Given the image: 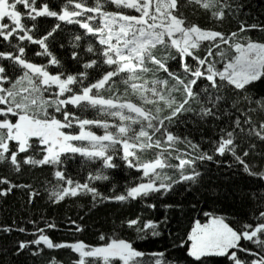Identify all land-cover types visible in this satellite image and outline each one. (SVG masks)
Wrapping results in <instances>:
<instances>
[{
	"label": "snow or ice",
	"instance_id": "obj_1",
	"mask_svg": "<svg viewBox=\"0 0 264 264\" xmlns=\"http://www.w3.org/2000/svg\"><path fill=\"white\" fill-rule=\"evenodd\" d=\"M187 2L201 5L206 10L221 5V0ZM36 3L37 0H0V38L3 41L11 44L15 37L21 42L37 44L43 49L37 55L51 57L49 64L59 68L60 62L48 51L46 41L53 37L60 25L56 24L45 36L36 39L31 34L36 25L28 27L22 22L25 19L36 21L37 17H53L68 24H78L86 30V34L96 37L102 46L98 53L100 63L108 66L99 79L85 84L88 80L86 71L77 74L58 71L52 74L47 70V65L26 60L25 48L19 43L15 45V53L0 52V60H8L23 70L22 75L12 81L6 75L5 67L0 65V106H3L0 107V164L7 163L15 172L20 171L21 164L55 167V178L63 182L52 192L57 202L67 196L88 193L92 194L94 200L100 197L101 200L126 201L170 191L174 184L181 182H195L199 177V172L195 170L196 161L212 160L213 156L200 151L199 145L187 137L175 135L170 128L179 122L183 114L194 111L192 103L201 104L198 112L201 119L215 116L214 109L225 100L221 94L223 89L246 93L247 86L264 78V43L240 38L237 32L225 36L222 32L189 24L180 12L178 0H93L91 6L88 0H66L61 12L50 10L47 3L37 8ZM18 5L23 6L25 11L18 10ZM108 5L115 6L119 11L106 10ZM227 7L229 5L224 3L219 10L212 11V16L223 20L224 8ZM79 17L84 19H77ZM94 20L99 21L96 26L90 24ZM248 28L241 24L239 32L243 33ZM75 39L79 41L81 37ZM205 43L206 55L201 57L198 53ZM157 49L163 55H157ZM217 49L219 51L214 56ZM87 52L95 53L96 50L89 45ZM76 57L77 53L74 52L73 59ZM177 57L181 61L183 76L170 71L168 67V60ZM189 60L193 63H189ZM97 65L98 61L93 59L84 63L83 68L91 69ZM159 72H163L167 78H159ZM148 74H151V78H148ZM201 80L206 81L207 85L200 91H194ZM5 83L11 86L5 88ZM118 83L125 86L123 92L117 88ZM104 93L110 95L105 96ZM177 94L180 99H177ZM242 99L248 104L255 103L256 107L249 108V112H264V97L253 100L244 94ZM239 102L234 101L232 106L235 108ZM69 106L81 111L95 109L104 117L115 118V122L81 118L69 111ZM56 114L62 118H57ZM243 115V123L252 124L251 116L247 113ZM92 126L102 128L103 134L97 135L91 130ZM74 127L79 129L78 133L66 131ZM236 129L244 131L239 117L234 121L233 130L224 132L214 143L213 151L221 156L226 152L231 153L244 165L245 171L253 174L241 156L237 155ZM249 134L264 141V121H261L258 129L253 125ZM77 141L81 143H74ZM180 144L191 151L173 156V153L180 152L177 147ZM33 149L41 153V158L36 159L28 154ZM153 149L156 150L154 158L143 159ZM21 153L25 155L23 159H18ZM76 153L90 161H100L103 169L118 167L113 161L120 154L128 168L142 173L141 182L130 187L125 194L102 197L88 183L80 184L66 177L61 170L64 163L62 157ZM248 154L247 151L243 153L244 156ZM173 158L179 163H170ZM165 169H177L179 179L173 180ZM188 169H191L190 174H186ZM259 175L264 178V173ZM101 179L107 180L108 176L102 172L89 176V180ZM0 184L10 185L7 190L0 191V195H7L13 187H25L12 185L6 178H0ZM258 219L264 220V212L260 213ZM138 222L132 220L128 224L131 227ZM145 227L152 228L153 235L159 234L154 231L155 224L149 223ZM244 229L237 232L223 218L215 216L206 223L196 221L188 237L191 241L188 255L196 261L206 257H228L233 264H264V256L250 262L237 256V252L259 255L242 247L239 242L243 238L264 247V240L258 235L264 233V222L255 227L246 224ZM40 231L43 232V229ZM100 239L104 240L105 237L102 235ZM30 243H43L49 249H72L79 254L75 264H145L138 259L145 254L125 240L112 239L104 245L92 247L83 242L56 244L48 236L40 235ZM28 246V243L21 242L19 249ZM233 249L235 251H230ZM155 264H163V261L158 259Z\"/></svg>",
	"mask_w": 264,
	"mask_h": 264
},
{
	"label": "trees",
	"instance_id": "obj_2",
	"mask_svg": "<svg viewBox=\"0 0 264 264\" xmlns=\"http://www.w3.org/2000/svg\"><path fill=\"white\" fill-rule=\"evenodd\" d=\"M43 3H47L50 10L61 12L66 0H37V8H40ZM224 3L229 5L224 8L225 17L223 20H217L212 16V11L219 10ZM92 4L93 0H88V5ZM178 4L180 12L189 24L219 31L225 36L237 32L240 38L246 37L251 41L264 43V0H221V5L213 10H206L197 4H189L187 0H178ZM17 7L21 12L25 11L23 6ZM106 10L119 11L113 5H108ZM125 11L135 14L131 10ZM22 22L28 27L36 25L31 33L36 39L45 36L56 24L60 25L53 37L46 41L48 51L60 62V67L49 64L51 57L37 55L38 52L43 51L39 45L28 41L21 42L15 37L12 38L11 44L0 38V52L15 53V45L19 43L25 48L26 60L37 65H47V70L52 74L58 71H63L65 74L86 71L88 80L85 84L99 79L101 74L108 70L107 65L100 63L101 57L98 53L102 46L99 45L97 38L86 34V30L78 24H68L53 17H37L36 21L25 19ZM98 23V20L90 22L92 26ZM241 24L246 28L251 25L258 27L248 28L240 33ZM77 36L81 37L79 41L75 39ZM89 45L96 50L95 53L87 52ZM206 47L205 43V46L200 49L198 54L201 57L206 55ZM221 47L228 48L227 45H221ZM216 51L219 50L214 51V56ZM74 52L77 53L76 59H73ZM156 54L163 55L159 49ZM229 54H231L230 49ZM93 59L98 61V65L91 69H84L83 64ZM209 59L211 60L212 57ZM188 62L193 63L191 60ZM0 65L5 67L6 75L12 81L23 73L20 67L8 60H0ZM217 66L222 67V65ZM168 67L170 71L184 75L179 57L169 59ZM157 76L167 78L163 72L157 73ZM148 78H151V74H148ZM116 79L119 80V78ZM206 85V81H198L194 91H200ZM10 86L9 83L4 84L5 88ZM124 87L123 84H117L120 92H123ZM221 94L225 100L214 109L215 116L201 119L198 115L201 104L192 103L194 111L183 114L179 122L170 128L175 135L181 138L187 137L199 145L200 151L213 156L212 160L196 161L195 170L199 172V177L195 182L174 184L170 191L126 201L101 200L100 197L94 200L92 194L88 193L75 197L67 196L57 202L52 192L63 182L55 178L54 173L57 170L55 167L21 164L20 171L15 172L7 163L0 164V178H6L12 185L25 186L13 187L7 195H0V264H53V262L75 264L79 259V254L69 248L49 249L43 243L40 245L30 243L38 239L40 235L48 236L56 244L83 242L92 247L104 245L112 239L125 240L131 242L134 249L145 254L138 258L145 264H155L158 259L162 260L163 264H233L228 257H206L196 261L188 255L190 246L188 237L196 221L205 223L213 216L223 218L237 232L244 231L246 224L255 227L258 223L264 222L258 219L260 213L264 212V178L259 175L264 173V141L249 134V129L253 125L258 129L261 121H264V112H249V108L256 107L255 103L248 104L242 99L244 94L249 95L253 100L264 97V78L247 86L246 93L225 88ZM104 95L110 94L104 93ZM180 98L177 94V99ZM201 99H203V93ZM237 100L240 102L234 108L233 102ZM69 111L75 112L81 118L108 119L110 122H115V118L104 117L95 109L81 111L69 106ZM243 113L251 116L252 124L243 123L245 119ZM56 115L57 118H62L60 114ZM237 117L241 120V127L244 129V131L236 129L234 133L237 155L241 156L253 174L245 171L244 165L239 163L231 153L226 152L221 156L213 151L214 143L219 141L221 135L233 130ZM91 130L97 135L103 134L102 128L92 126ZM66 131L75 134L79 132V129L74 127ZM74 143L79 145L81 142ZM177 147L180 152L173 153V156L180 155L184 151H191L183 144ZM155 151L153 149L145 154L143 159H153ZM245 151L249 153L248 156L243 155ZM28 154L36 159L41 158V153L36 149ZM24 155L21 153L18 159H23ZM62 159L64 163L61 170L66 177L80 184L88 183L102 197L125 194L130 187L141 182L142 173L128 168L120 158V154H117L113 161L118 167L111 169H103L100 161H90L79 153L66 154ZM169 162L174 165L179 163L174 158ZM164 171L173 180L179 179L177 169ZM101 172L108 176L107 180H89L90 175L94 176ZM190 173L191 169H188L186 174ZM9 186V184H0V191L7 190ZM132 220L139 222L130 227L128 222ZM149 223L156 225L154 231L159 233L158 235L152 234V228L145 227ZM6 229L10 231H5ZM20 229L24 231L21 232ZM41 229L43 232L40 231ZM137 229H143V231H137ZM102 235L105 237L104 240L100 239ZM258 235L261 240H264V233ZM21 242L28 243L29 246L20 250ZM239 243L250 252L259 254L252 256L237 252L241 260L250 262L264 256V247L253 241L242 238Z\"/></svg>",
	"mask_w": 264,
	"mask_h": 264
},
{
	"label": "rangeland",
	"instance_id": "obj_3",
	"mask_svg": "<svg viewBox=\"0 0 264 264\" xmlns=\"http://www.w3.org/2000/svg\"><path fill=\"white\" fill-rule=\"evenodd\" d=\"M219 218H220V217H219ZM210 219H211V217H210ZM210 219H209V220H210ZM209 220H208V221H209ZM208 221H207V222H208ZM224 221H225V220H224ZM205 223H206V222H205ZM225 223H226V221H225ZM194 227H195V225H194ZM194 227H193V228H194ZM190 234H191V232H190ZM190 245H191V241H190ZM189 250H190V246H189ZM230 251H231V250H230Z\"/></svg>",
	"mask_w": 264,
	"mask_h": 264
}]
</instances>
